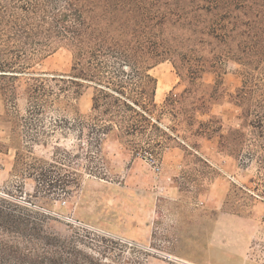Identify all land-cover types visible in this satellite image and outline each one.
Instances as JSON below:
<instances>
[{
  "label": "rangeland",
  "instance_id": "1",
  "mask_svg": "<svg viewBox=\"0 0 264 264\" xmlns=\"http://www.w3.org/2000/svg\"><path fill=\"white\" fill-rule=\"evenodd\" d=\"M71 67L65 48L35 65L56 93L40 114L28 110L30 77L17 82V99L0 92V192L45 215L53 239L105 264H264V106L253 100L244 117L232 97L242 85V67L225 66L220 100L210 114L198 115L216 116L226 134L245 132L237 156L220 151L218 135L194 136L189 103L164 108L170 93L188 88L170 61L151 71L166 85L156 93L157 121L143 134H111L98 149L88 120L94 89L76 95L67 82L51 80ZM220 73H206L198 95L211 93Z\"/></svg>",
  "mask_w": 264,
  "mask_h": 264
},
{
  "label": "trees",
  "instance_id": "2",
  "mask_svg": "<svg viewBox=\"0 0 264 264\" xmlns=\"http://www.w3.org/2000/svg\"><path fill=\"white\" fill-rule=\"evenodd\" d=\"M60 48L72 54L71 72L51 80L67 82L76 95L94 89L88 120L95 123L98 149L111 134L121 139L143 134L157 121L158 79L151 71L165 61L188 88L180 95L170 93L164 108L174 111L189 103L187 115L198 125L194 136L218 135L223 153L237 156L245 132L230 128L226 134L216 116L203 120L198 115L210 114L211 104L220 100L229 62L243 70L242 85L232 97L244 117L253 100L264 106V0H0V92L9 100L17 99V82L28 76L31 114L54 101L48 75L34 67ZM217 72L213 91L198 95L207 86L204 75ZM38 171L47 175L43 168ZM34 209L0 192V264H105L49 236L45 215Z\"/></svg>",
  "mask_w": 264,
  "mask_h": 264
},
{
  "label": "bare ground",
  "instance_id": "3",
  "mask_svg": "<svg viewBox=\"0 0 264 264\" xmlns=\"http://www.w3.org/2000/svg\"><path fill=\"white\" fill-rule=\"evenodd\" d=\"M165 86V82L162 79L159 80L157 88V97L163 94V92L165 91Z\"/></svg>",
  "mask_w": 264,
  "mask_h": 264
}]
</instances>
